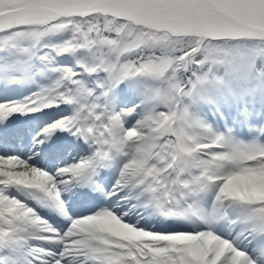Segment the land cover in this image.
<instances>
[{"label":"snow or ice","instance_id":"snow-or-ice-1","mask_svg":"<svg viewBox=\"0 0 264 264\" xmlns=\"http://www.w3.org/2000/svg\"><path fill=\"white\" fill-rule=\"evenodd\" d=\"M0 264H264V0H0Z\"/></svg>","mask_w":264,"mask_h":264}]
</instances>
